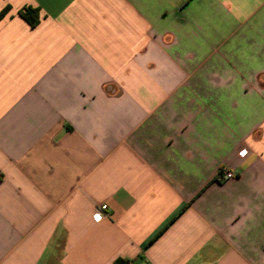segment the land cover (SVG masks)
Listing matches in <instances>:
<instances>
[{"label":"crops","instance_id":"0c3cea01","mask_svg":"<svg viewBox=\"0 0 264 264\" xmlns=\"http://www.w3.org/2000/svg\"><path fill=\"white\" fill-rule=\"evenodd\" d=\"M6 7L0 264H264V0Z\"/></svg>","mask_w":264,"mask_h":264},{"label":"trees","instance_id":"16d2710c","mask_svg":"<svg viewBox=\"0 0 264 264\" xmlns=\"http://www.w3.org/2000/svg\"><path fill=\"white\" fill-rule=\"evenodd\" d=\"M9 7H6L0 13V19L3 18L9 11ZM21 17L26 20L31 26L35 27L39 24V11L33 8H25L20 12ZM115 264H133L130 261L117 260Z\"/></svg>","mask_w":264,"mask_h":264},{"label":"built area","instance_id":"2783aa9c","mask_svg":"<svg viewBox=\"0 0 264 264\" xmlns=\"http://www.w3.org/2000/svg\"><path fill=\"white\" fill-rule=\"evenodd\" d=\"M248 154V150L243 149L240 152V157L244 158ZM236 177V174L231 170H226L221 174V181H229ZM108 209L107 205H103L100 208H97L93 217L96 222L102 221L106 217V211Z\"/></svg>","mask_w":264,"mask_h":264}]
</instances>
